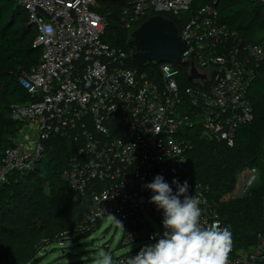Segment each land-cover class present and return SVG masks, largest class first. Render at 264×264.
<instances>
[{
  "label": "built area",
  "instance_id": "1",
  "mask_svg": "<svg viewBox=\"0 0 264 264\" xmlns=\"http://www.w3.org/2000/svg\"><path fill=\"white\" fill-rule=\"evenodd\" d=\"M15 1L29 14L42 57L20 78L35 101L15 105L13 116L31 129L7 150L0 185L11 170L33 168L51 134L70 135L80 147L64 176L75 189H96L83 225L59 240L90 234L113 216L124 229L121 248L132 249L111 255L116 264H126L142 247L156 243L154 221L161 235L165 230L163 209L149 202L154 193L145 187L156 175L174 193V179L188 182V194L201 201V227L218 222L229 229L218 206L249 193L260 172L243 169L233 191L219 201L211 199L208 186L183 176L192 149L188 129L234 144L237 128L254 118L249 90L264 61V47L244 42L221 24L212 5L193 11L194 0H125L123 28L142 24L152 11L170 14L181 21L179 33L186 40L182 63L163 62L142 71L130 66L133 53L104 39L108 22L98 12L101 0ZM193 68L200 76L190 81ZM228 264H264V236L258 234L247 248L232 243Z\"/></svg>",
  "mask_w": 264,
  "mask_h": 264
},
{
  "label": "trees",
  "instance_id": "2",
  "mask_svg": "<svg viewBox=\"0 0 264 264\" xmlns=\"http://www.w3.org/2000/svg\"><path fill=\"white\" fill-rule=\"evenodd\" d=\"M125 4V0H101L98 12L108 22L104 39L132 54L129 42L141 23L131 29L122 27L120 17ZM206 5L214 6L219 22L235 30L244 42L264 47L263 4L255 0H194L192 10ZM187 14L185 18L190 12ZM155 15L150 12L142 23ZM163 16L173 20L181 31L179 18ZM36 34L21 5L15 0H0V165L7 150L30 131L26 129L28 124L14 118L13 107L35 101L20 78L41 61L42 48L35 46ZM130 62L131 67L142 71L159 67L157 63L139 66L132 58ZM249 99L254 118L237 128L233 145L204 136L200 129H188L192 149L183 171L185 179L208 186L210 198L219 201L234 190L239 172L247 167L259 170L260 178L249 193L218 206L236 249L253 245L258 234L264 236V61L249 90ZM44 144L33 168L11 170L0 185V264L40 263L38 254L55 242L68 241L56 239L65 232L75 234L91 210L95 186L80 191L64 176L79 143L70 135L51 134ZM65 205L71 207L69 214L52 224L58 212L66 211ZM88 236L77 235L73 244Z\"/></svg>",
  "mask_w": 264,
  "mask_h": 264
},
{
  "label": "clouds",
  "instance_id": "3",
  "mask_svg": "<svg viewBox=\"0 0 264 264\" xmlns=\"http://www.w3.org/2000/svg\"><path fill=\"white\" fill-rule=\"evenodd\" d=\"M172 184L176 185L175 193L163 176L156 175L145 185L154 193L149 202L163 209L165 230L162 235L154 234L152 239H156V243L142 247L126 264H228L232 249L229 229H221L218 222L201 227V201L188 194L187 181L181 184L174 179ZM93 264L116 262L111 254L100 253Z\"/></svg>",
  "mask_w": 264,
  "mask_h": 264
},
{
  "label": "rangeland",
  "instance_id": "4",
  "mask_svg": "<svg viewBox=\"0 0 264 264\" xmlns=\"http://www.w3.org/2000/svg\"><path fill=\"white\" fill-rule=\"evenodd\" d=\"M187 15L186 12L182 14L183 17ZM26 129L29 131L31 127L27 125ZM65 206H67L66 211L58 212L52 224L60 223L69 214L71 207L70 205ZM153 227L155 233L161 235L160 226L156 221L153 222ZM123 234V226H117L115 219L110 217L108 221L99 224L88 237L82 238L79 243L73 244V240L50 243L51 245L38 254L41 260L38 264H93L99 258L100 253L121 255L132 249L130 246L121 248Z\"/></svg>",
  "mask_w": 264,
  "mask_h": 264
},
{
  "label": "water",
  "instance_id": "5",
  "mask_svg": "<svg viewBox=\"0 0 264 264\" xmlns=\"http://www.w3.org/2000/svg\"><path fill=\"white\" fill-rule=\"evenodd\" d=\"M129 46L134 49L132 59L139 66L163 62L180 64L183 62L186 40L179 33L173 20L155 15L134 30ZM199 76L197 70L193 68L190 81Z\"/></svg>",
  "mask_w": 264,
  "mask_h": 264
},
{
  "label": "crops",
  "instance_id": "6",
  "mask_svg": "<svg viewBox=\"0 0 264 264\" xmlns=\"http://www.w3.org/2000/svg\"><path fill=\"white\" fill-rule=\"evenodd\" d=\"M133 60V59H132Z\"/></svg>",
  "mask_w": 264,
  "mask_h": 264
}]
</instances>
